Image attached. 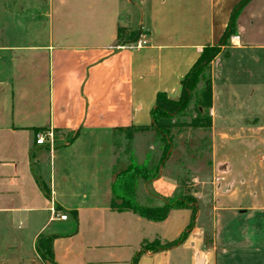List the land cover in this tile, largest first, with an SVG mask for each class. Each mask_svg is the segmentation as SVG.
I'll use <instances>...</instances> for the list:
<instances>
[{
    "label": "crops",
    "instance_id": "crops-1",
    "mask_svg": "<svg viewBox=\"0 0 264 264\" xmlns=\"http://www.w3.org/2000/svg\"><path fill=\"white\" fill-rule=\"evenodd\" d=\"M241 1H13L15 40L0 35V264H51L37 253L40 236H56V264H133L138 254L137 264H264L259 78L240 93L228 73L234 52L264 45L244 43L240 25L229 55L212 63L211 173L193 181L199 208L187 239L142 249L177 240L192 221L190 208L153 222L113 207V184L129 164L116 155L114 134L150 126L159 93L180 97L181 79L206 46L220 42ZM263 3L251 0L239 15L253 7L255 17ZM120 28L148 45L122 44ZM49 130L54 146L37 145L36 135ZM181 177L167 161L159 178L139 180L138 204L162 206L180 192Z\"/></svg>",
    "mask_w": 264,
    "mask_h": 264
},
{
    "label": "trees",
    "instance_id": "trees-1",
    "mask_svg": "<svg viewBox=\"0 0 264 264\" xmlns=\"http://www.w3.org/2000/svg\"><path fill=\"white\" fill-rule=\"evenodd\" d=\"M251 0H242L233 10L229 26L217 45L206 46L200 57L181 79V95L178 99H171L165 93H159L155 105L151 111V124L146 127L131 128L128 131L135 132H155L164 143V153L160 165L162 166L172 147L173 130L178 127H188L193 129H212L211 109L213 104V83L211 66L214 60L222 53L223 48L230 45L232 37L236 36V22L240 11ZM119 40L122 44L136 42L140 38L139 32H132L126 29L119 30ZM193 105L197 116L191 123H180L179 117L185 114L188 108ZM160 166V167H161ZM156 167L155 171H149L145 165L137 164L133 158L129 159L128 167L118 174L113 184L114 202L113 207L118 210H129L142 218L153 222H161L167 219L170 212L178 208H190L193 218L182 235L171 243L162 244L156 240L145 242L143 250L160 251L176 247L183 243L194 226L195 215L197 213V203L195 198H191L181 193L182 182H180V192L168 199L163 200L160 207L142 206L137 202L136 188L139 180L151 183L161 176V168ZM46 197H50L49 189L41 184ZM56 236H40L36 245V250L40 258L51 264H56L53 242ZM140 254L136 256L133 264H137Z\"/></svg>",
    "mask_w": 264,
    "mask_h": 264
},
{
    "label": "rangeland",
    "instance_id": "rangeland-1",
    "mask_svg": "<svg viewBox=\"0 0 264 264\" xmlns=\"http://www.w3.org/2000/svg\"><path fill=\"white\" fill-rule=\"evenodd\" d=\"M14 0H0V35L6 43H12L13 31L17 30L18 21L12 19L14 10ZM264 3L259 5L260 10L253 12V7L243 14L238 15L236 27H241L242 39L246 44L264 45V12L262 11ZM258 8V9H259ZM253 16V17H252ZM24 27V26H22ZM23 29V28H22ZM3 35H6L3 37ZM233 38V37H232ZM231 38V40H232ZM226 46L222 50L224 56H228ZM229 63V62H228ZM222 70V71H221ZM228 73L231 75L235 89L240 93L248 90L251 83L252 75L255 79L259 78L261 108H264V49H255L248 51H236L228 65ZM212 72V66H211ZM217 77L216 86L218 91L223 90V69L220 64L216 67ZM244 95V94H243ZM197 116L194 106L191 105L184 115L179 117L180 123H191L192 119ZM115 152L118 157L133 158L137 164L145 165L149 171L160 167V161L163 158L164 143L160 137L152 131L135 132V131H118L114 134ZM169 165L177 167L182 177L181 193L196 199L198 213V199L196 197V188L194 187L195 179H208L211 173L212 161V130L211 129H193L178 127L173 130V142L169 151L166 162Z\"/></svg>",
    "mask_w": 264,
    "mask_h": 264
},
{
    "label": "built area",
    "instance_id": "built-area-1",
    "mask_svg": "<svg viewBox=\"0 0 264 264\" xmlns=\"http://www.w3.org/2000/svg\"><path fill=\"white\" fill-rule=\"evenodd\" d=\"M148 45V42L143 39L139 38L136 42L129 43L127 46L131 49H142ZM36 144L40 146H44L49 144L51 147L54 146V133L52 130L49 131H42L36 135ZM68 216L66 214L60 215L61 220H67Z\"/></svg>",
    "mask_w": 264,
    "mask_h": 264
}]
</instances>
